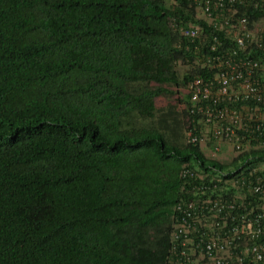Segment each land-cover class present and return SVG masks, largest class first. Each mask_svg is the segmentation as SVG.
I'll return each mask as SVG.
<instances>
[{
	"label": "trees",
	"instance_id": "obj_1",
	"mask_svg": "<svg viewBox=\"0 0 264 264\" xmlns=\"http://www.w3.org/2000/svg\"><path fill=\"white\" fill-rule=\"evenodd\" d=\"M189 4L0 0V264H165L181 167L264 162V149L206 159L182 145L177 108L155 106L186 107L203 73L171 18L218 34ZM132 114L158 126L127 133Z\"/></svg>",
	"mask_w": 264,
	"mask_h": 264
},
{
	"label": "built area",
	"instance_id": "obj_2",
	"mask_svg": "<svg viewBox=\"0 0 264 264\" xmlns=\"http://www.w3.org/2000/svg\"><path fill=\"white\" fill-rule=\"evenodd\" d=\"M193 22L170 26L191 43L186 143L235 158L264 149V0H190ZM229 42L222 46L220 36ZM218 164L222 162L215 161ZM165 264H264V162L199 169L184 164Z\"/></svg>",
	"mask_w": 264,
	"mask_h": 264
},
{
	"label": "rangeland",
	"instance_id": "obj_3",
	"mask_svg": "<svg viewBox=\"0 0 264 264\" xmlns=\"http://www.w3.org/2000/svg\"><path fill=\"white\" fill-rule=\"evenodd\" d=\"M168 4H172L173 0H166ZM184 69V68H182ZM165 88L168 91H171L172 88L169 86H165ZM185 91L184 89H181V94H183ZM155 106L157 108L158 111L160 110H165L168 106H173L177 108V115L175 116L176 120L179 122V129L183 130L182 132V138L180 139L182 142V145L186 144V138H185V129H186V115H184L185 112V107L184 108H178L177 107V98L175 95H171V94H166L163 95L161 97H158L157 99H155ZM128 123L127 126H125L122 130L127 132V133H131L134 130H141V129H147L150 128L153 124H155L156 126H158L157 122H155V119H149L146 118L144 116H139L136 114H132L129 119H128ZM204 153V156L212 161H218V162H222V164H226L227 162H229V160L231 159V157L229 156H220V155H213L209 152V149H203L202 151ZM259 162V161H257Z\"/></svg>",
	"mask_w": 264,
	"mask_h": 264
},
{
	"label": "clouds",
	"instance_id": "obj_4",
	"mask_svg": "<svg viewBox=\"0 0 264 264\" xmlns=\"http://www.w3.org/2000/svg\"><path fill=\"white\" fill-rule=\"evenodd\" d=\"M204 154V153H203ZM207 159V158H206ZM209 160V159H208ZM210 161H212V160H210ZM215 162V161H214ZM226 165V164H225Z\"/></svg>",
	"mask_w": 264,
	"mask_h": 264
}]
</instances>
